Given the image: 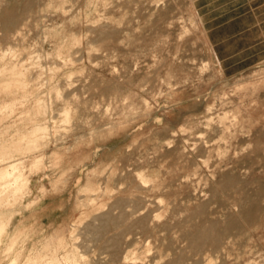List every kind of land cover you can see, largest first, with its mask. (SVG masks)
Here are the masks:
<instances>
[{
	"label": "rangeland",
	"instance_id": "rangeland-1",
	"mask_svg": "<svg viewBox=\"0 0 264 264\" xmlns=\"http://www.w3.org/2000/svg\"><path fill=\"white\" fill-rule=\"evenodd\" d=\"M24 1L0 20L28 69L0 131L45 129L14 160L0 264L12 237L38 264H264V62L222 70L211 0Z\"/></svg>",
	"mask_w": 264,
	"mask_h": 264
},
{
	"label": "crops",
	"instance_id": "crops-1",
	"mask_svg": "<svg viewBox=\"0 0 264 264\" xmlns=\"http://www.w3.org/2000/svg\"><path fill=\"white\" fill-rule=\"evenodd\" d=\"M205 13L208 41L226 74L264 62V0H211Z\"/></svg>",
	"mask_w": 264,
	"mask_h": 264
},
{
	"label": "bare ground",
	"instance_id": "bare-ground-1",
	"mask_svg": "<svg viewBox=\"0 0 264 264\" xmlns=\"http://www.w3.org/2000/svg\"><path fill=\"white\" fill-rule=\"evenodd\" d=\"M2 1L4 2V4L6 1H8V3H9V0H6V1L2 0ZM24 2H26V0ZM2 4L3 3L0 0V20L2 21L4 26L14 24L16 22L15 18H17V17H15L13 10L10 8L11 6L8 7L7 6L8 4H5V5H2ZM18 13H20V10ZM15 14H16V12H15ZM5 27H7V26H5ZM77 41H79V40H77ZM62 48H64V45L58 46V48H57L58 54L62 53V51H63ZM4 56H5V53L0 51V96H2L4 94H6V95L17 94L18 89L23 87V85H24L25 77H26L27 70H28L27 68H24L23 63H20L18 61H9V62L5 61ZM38 101L39 100H36L37 103L35 104V107L33 108L32 113H29L28 116L26 117V119H28V120H33V119L41 120L45 117L46 107L41 102H38ZM40 101H41V99H40ZM67 113L68 112H66L65 115ZM44 124L45 123L37 121L35 123L34 127L30 128V129H25V128L15 129L14 133L10 137L2 136V134H5L6 132L9 131L8 126L4 128L3 133H2V131H0V205H4L1 203H3L6 200L7 196L9 197V195H8L9 191L11 192V190H12L15 193V191L17 189V182L19 180V174L15 170L16 164L14 163V160L21 153V150L24 148V144H25V146L36 144L37 141L33 136L37 135L39 132H41L45 129ZM7 200H8V198H7ZM5 203H6V201H5ZM253 211H254V207L252 205L248 206L244 211V216L246 218H250L253 215ZM4 221H6V222H3V221L0 222V236H1L2 231L6 228L5 225L7 223V220L5 219ZM108 222L109 223L113 222V220L110 219ZM88 227L91 228L92 226H88ZM87 229L88 228H86V231L88 232L89 229L88 230ZM99 229L100 228L94 227V228H92V232L93 231L98 232ZM195 230H198V228ZM208 230L209 229H207V231ZM211 230H213V229H210V233H211ZM89 232L92 233L91 231H89ZM196 232H194V233H196ZM213 232H214V230H213ZM190 233H192V232H190ZM202 235H203V238H205L207 234L205 235V233H204ZM204 235H205V237H204ZM209 236H210V238L213 237L211 235H209ZM9 237H11V236H9ZM206 239H207V237H206ZM6 248L8 249L9 252H11V257H9L10 262L8 264H38L37 263L38 254L32 248L28 249L26 256H23L24 258H21L23 248H24V243L20 244L19 246H16L13 237H12V239L10 238V241L7 242ZM46 264H49V262H47Z\"/></svg>",
	"mask_w": 264,
	"mask_h": 264
}]
</instances>
